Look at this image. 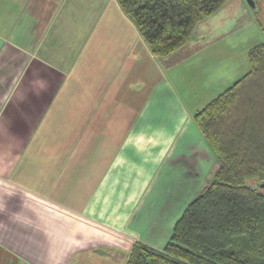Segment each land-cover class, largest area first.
<instances>
[{
	"label": "crops",
	"instance_id": "obj_1",
	"mask_svg": "<svg viewBox=\"0 0 264 264\" xmlns=\"http://www.w3.org/2000/svg\"><path fill=\"white\" fill-rule=\"evenodd\" d=\"M130 22L100 0H0V264L162 249L216 162L193 115L232 83L188 107L169 73L198 43L158 56Z\"/></svg>",
	"mask_w": 264,
	"mask_h": 264
},
{
	"label": "trees",
	"instance_id": "obj_2",
	"mask_svg": "<svg viewBox=\"0 0 264 264\" xmlns=\"http://www.w3.org/2000/svg\"><path fill=\"white\" fill-rule=\"evenodd\" d=\"M226 1L117 0L158 56L182 47ZM248 55L247 72L193 115L217 162L213 178L162 249L136 242L125 264H264V41Z\"/></svg>",
	"mask_w": 264,
	"mask_h": 264
},
{
	"label": "rangeland",
	"instance_id": "obj_3",
	"mask_svg": "<svg viewBox=\"0 0 264 264\" xmlns=\"http://www.w3.org/2000/svg\"><path fill=\"white\" fill-rule=\"evenodd\" d=\"M100 2L103 7L118 4L117 0ZM116 16L119 23L121 18L118 14ZM133 24L130 22V31L136 30ZM188 40L191 44L197 42L199 51L178 63L169 74L175 76L176 82L184 88L186 105L201 107L217 91L233 83L236 80L233 78L242 76L249 69L250 49L264 41V3L253 0V5H250L247 0H227L222 7L194 25ZM188 47L192 46L189 44ZM199 166L201 168L202 165ZM206 166L204 163V173L193 185L183 189L182 200H177L184 204V208L213 178L217 162L211 168L205 169ZM260 189L264 191V188Z\"/></svg>",
	"mask_w": 264,
	"mask_h": 264
},
{
	"label": "water",
	"instance_id": "obj_4",
	"mask_svg": "<svg viewBox=\"0 0 264 264\" xmlns=\"http://www.w3.org/2000/svg\"><path fill=\"white\" fill-rule=\"evenodd\" d=\"M250 5H253V0H247ZM261 188H264V183L261 184Z\"/></svg>",
	"mask_w": 264,
	"mask_h": 264
}]
</instances>
